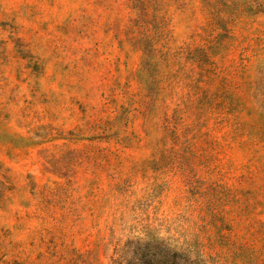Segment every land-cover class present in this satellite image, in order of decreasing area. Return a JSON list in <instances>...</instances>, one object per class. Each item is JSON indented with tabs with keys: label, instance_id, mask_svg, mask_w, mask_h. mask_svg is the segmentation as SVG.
Here are the masks:
<instances>
[{
	"label": "rangeland",
	"instance_id": "obj_1",
	"mask_svg": "<svg viewBox=\"0 0 264 264\" xmlns=\"http://www.w3.org/2000/svg\"><path fill=\"white\" fill-rule=\"evenodd\" d=\"M0 264H264V0H0Z\"/></svg>",
	"mask_w": 264,
	"mask_h": 264
}]
</instances>
